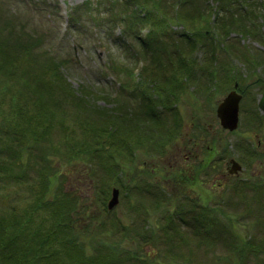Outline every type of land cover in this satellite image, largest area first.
<instances>
[{
  "label": "rangeland",
  "instance_id": "1",
  "mask_svg": "<svg viewBox=\"0 0 264 264\" xmlns=\"http://www.w3.org/2000/svg\"><path fill=\"white\" fill-rule=\"evenodd\" d=\"M171 3H159L164 30L157 49L164 55L160 41L169 43L167 37L176 39L181 32L195 34L196 44L192 51L182 39L166 44L173 47V57H165L163 64L159 60V66L152 63L150 72L152 55L140 53L148 28H132L125 15L131 7L127 0H0V38L18 41L25 32L36 39L26 55L14 60V73L0 71V174L7 173L0 176V217H20L40 194L51 198L65 191L82 221L75 236L87 251L96 255L104 245L117 248L114 243L135 250L110 251L112 264H264V168L250 165L242 152L254 149L257 138L245 125L258 122L249 115L258 110L248 109V97L241 102L237 131L216 134L243 160L240 176L250 179L241 182V195L231 189L236 179L222 189L213 186L212 173L183 186L180 167L172 160L176 141L192 129V121L214 122L216 104L235 80L246 96L264 82V6L255 7L260 16L253 27L261 35L253 36L224 32L218 25L232 14L214 7L209 15L207 5L216 6L214 0H187L208 12L199 19L186 17L184 13L196 11L187 4L179 6L180 16L174 18L165 7ZM240 12L234 10V16ZM45 53L63 64L72 94L63 81L45 73L43 59L34 57ZM26 67L34 71H24L29 76L24 78L26 90L13 87ZM172 74L179 76L174 94ZM112 115L113 122L107 119ZM171 126L176 135L168 138L164 132ZM113 186L119 189V201L109 209ZM187 194L202 199L191 197L198 203L196 212L190 210ZM203 201L219 207L218 224L209 221L208 232L196 228L193 219ZM177 212H185L191 224L182 222ZM46 220L33 224L46 225ZM171 221L174 228L164 227ZM249 234L254 248L249 245L243 254L225 244L233 235L242 242ZM11 238L18 248L31 245L28 239ZM48 259L39 257L30 264H56Z\"/></svg>",
  "mask_w": 264,
  "mask_h": 264
},
{
  "label": "trees",
  "instance_id": "2",
  "mask_svg": "<svg viewBox=\"0 0 264 264\" xmlns=\"http://www.w3.org/2000/svg\"><path fill=\"white\" fill-rule=\"evenodd\" d=\"M160 1L164 0H127V3H130L131 7L129 9V12L125 14L128 16L130 24L137 25L139 27H147L148 31L146 33V36L141 40L142 42V50L140 53H150L151 59L150 64L148 67H150L147 71L152 72L154 69V65H158V61L163 60L165 57L170 58L173 57L172 51L173 47L171 49H168L169 46L166 44L175 43L176 40L182 39L186 45H188L187 51H192V49L195 47V34L189 35L185 32H181L180 36L177 35V38L174 39L171 37L169 39V43H165L164 40L160 41V43H163L164 45L161 46V48L164 51V55H162V51H159L157 42L159 41V35L160 31H163L162 29V13L159 14V3ZM216 2V6L213 4L207 5L209 6V15L210 11L214 12L212 9L214 7H219L221 10L230 11L232 14V17H228L227 20H224L222 23L223 25H218L220 28L224 30V32L229 33L231 31H236L238 33L244 34H251L253 36L261 35L259 31V27H253L255 25L254 18H258L259 13L256 12L255 7L264 6V0H214ZM188 5L189 7L193 8V10L196 11H188L184 14H186V17H192L196 16L195 18H203L208 15V12L202 11L203 9H200L196 7V3L188 4L187 0H172L171 5L165 4V7L170 11H172V14L174 15V18H179V6ZM259 5V6H258ZM213 7V8H212ZM241 10L239 16H234L233 11L234 10ZM167 10V11H168ZM182 14V16H184ZM253 17V18H252ZM207 20V19H206ZM252 22V25L250 24ZM193 21V26H194ZM186 29V28H184ZM191 28L187 27V31H191ZM168 30V29H166ZM195 33V31H192ZM19 39L18 41H11L8 38H0V71L5 72L7 75H11L14 73L13 64L15 63V59H19L22 55H26V53L29 52V49L33 48L35 45V38L32 39L31 35L21 32L19 33ZM167 34V33H166ZM175 45V44H174ZM168 52V53H167ZM36 59H43L45 62V65H43V70L46 71L45 73L50 74L51 77L56 78V81H63L64 85L68 86V90L72 94V88L69 82L65 81V72L63 69V64L60 63L58 60H53L54 58L48 54H36L34 55ZM33 58V57H32ZM49 58V61H46V59ZM184 57L182 58V60ZM164 61V60H163ZM173 61V60H172ZM171 62V61H170ZM152 63L154 65H152ZM164 62L161 61V64ZM171 63H175L174 61ZM163 66V65H162ZM146 66V68H148ZM33 71L31 68H25V70H22L20 72L21 74V82L18 86L15 84L13 87H18L20 90H26V80L24 79L26 76V73L24 71ZM181 70H185V67ZM34 72V71H33ZM187 76V74H184ZM29 77V76H26ZM181 77V76H180ZM173 81L171 82V89L170 93L174 94L176 89V82L179 76H176V74H172ZM59 83V82H58ZM85 89H82V92H85ZM86 93V92H85ZM169 93V94H170ZM168 96V95H167ZM78 103H80L78 101ZM19 106V105H18ZM88 105L84 104V107H87ZM12 110L16 108V104H12L11 106ZM157 116V113H155ZM36 117H38L36 115ZM40 118V117H39ZM158 121L161 120L160 117H157ZM109 121H114L116 118H114V115L107 118ZM152 119V118H151ZM153 123L155 122V119H152ZM162 124V123H161ZM155 125V124H154ZM178 125L177 119L173 126ZM151 128L155 129L156 126H150ZM149 127V128H150ZM148 128V130H149ZM166 132H164L168 138L173 137L176 135L174 128L166 127ZM148 140V139H147ZM143 143V141L141 142ZM86 145V144H84ZM83 146V145H82ZM159 149V148H158ZM57 151V150H56ZM45 167V166H44ZM191 172V171H190ZM43 174V173H42ZM0 176H7V173ZM188 176V177H187ZM185 176V179L183 180V186H188V184H193L195 181L194 178L190 175V173ZM187 179L189 180L187 182ZM194 180V181H193ZM238 188V187H237ZM54 195L51 196V198L47 197L45 194H40L37 199L28 207L24 208L22 215L20 217H16L14 215V218H5L0 217V264H30L33 261V259H38L39 257H46L48 260H52L56 262V264H112L111 259V252L110 251H116L115 249L121 248L119 246L120 243H114L118 245L116 248L112 244L104 245L103 249L104 251L99 252L98 254H94L91 251H87L85 246L82 243H79L77 240V236H75L76 231L79 230L81 220L79 216H77L78 212L75 210V201H73L72 198L68 197L71 193L62 191L61 193L54 192ZM190 197V196H188ZM199 198V197H198ZM207 200L214 201L212 198H209ZM190 202V201H189ZM202 204L199 205L201 207V210L199 213L194 214L193 219L196 228L200 229L201 231L208 232L209 230V223H216L218 218L215 215V211L219 208L215 207V205H209L208 201H203ZM199 207V208H200ZM217 208V209H216ZM190 210L193 212H196L197 208L195 203L190 202ZM178 217H180L182 222H186V225H190V220H187L184 216L185 212H177ZM204 215V217H203ZM227 214H223V216H226ZM13 217V216H12ZM45 217L47 220L45 222L46 225H44L41 221L37 225L33 224V221L39 220V218ZM171 220V218H170ZM210 221V222H209ZM34 226H30V225ZM218 224V222L216 223ZM202 226V227H199ZM173 226V222H167L164 227ZM177 232L181 235L180 229H177ZM198 232V231H197ZM172 233V232H170ZM172 235V234H171ZM11 236H14L15 238L22 237L23 239H28V243H31V245H24L20 248H18V245L12 244V238ZM238 235H233L231 238L225 241V244L228 245L231 249H236L238 252L239 250L244 253V251L248 250V246L254 248L253 246V239L254 236L249 234L245 239L241 242L239 240ZM36 242V243H35ZM26 243V242H25ZM37 244V246H36ZM29 246V248L27 247ZM101 247V246H100ZM50 248V250H49ZM66 250V256L68 259L63 256V250ZM122 250L116 251L118 253H134L135 250L129 248H121ZM255 250V249H254ZM30 253H29V252ZM129 251V252H128ZM105 253V254H104ZM115 254V255H118ZM30 254V256H28ZM252 254L256 255V253L253 251ZM38 257V258H37ZM149 261H152L149 259ZM146 264H151L150 262H146Z\"/></svg>",
  "mask_w": 264,
  "mask_h": 264
},
{
  "label": "flooded vegetation",
  "instance_id": "3",
  "mask_svg": "<svg viewBox=\"0 0 264 264\" xmlns=\"http://www.w3.org/2000/svg\"><path fill=\"white\" fill-rule=\"evenodd\" d=\"M233 79H236V77ZM261 82L262 84H259V87H257V92L255 94L246 96L245 90H243L244 88L240 86L235 80L234 86L232 88H229L225 92L226 94L216 104V118H214V122L204 125L202 121H192L190 124L192 129H188L179 136L178 140L176 141V148L175 152L173 153L172 160L177 166L180 167L179 171L182 181L189 173L194 179H196V177L198 178L200 174L209 175L212 173V185L222 189L227 186V184H229L230 180L232 179H236L238 183L242 182L243 184L247 183L245 181L250 179L248 178V176H240L243 173L242 170L244 169L242 166L243 160L241 161L240 158H236V156L233 155V151H231V149H228L229 145L225 147L222 142L218 141L221 136L216 139L217 133L219 134V132H227L231 134L233 132H236L240 125L239 119L238 126L235 129L224 127L216 114L217 106L219 105L221 100L232 91H235V95L239 96V113L241 111V102L245 97H248V100L251 101L249 102L250 108L248 109L258 110V112L249 113V115H255L253 117L257 118L258 122L256 124L252 126L247 123L248 121H245V125L251 126L248 128L253 130L252 137L255 135L257 137L255 138L256 140L254 143L255 148L248 150L244 149L242 152L244 153L245 160L251 162L250 165L254 164L255 166L258 165L260 168H264V139L261 134V132L264 134V110L260 107V100L264 95V82L263 80ZM226 86L227 85L220 88L224 91L226 89ZM183 125L181 124V130L183 129ZM247 140L250 141L251 137ZM219 145L220 148L218 149L217 147ZM215 146L217 147L215 148ZM236 148L241 149V146H236ZM247 152L250 153L248 154ZM232 158H235L242 167L241 171L237 174H231L229 171V169L232 167ZM210 168L212 169V171H208Z\"/></svg>",
  "mask_w": 264,
  "mask_h": 264
},
{
  "label": "water",
  "instance_id": "4",
  "mask_svg": "<svg viewBox=\"0 0 264 264\" xmlns=\"http://www.w3.org/2000/svg\"><path fill=\"white\" fill-rule=\"evenodd\" d=\"M238 100L239 96L234 93H230L217 107V115L224 127L233 129L237 125L238 120ZM260 107L264 110V95L260 100ZM239 168V164L233 161V166L230 169L231 172ZM118 188L112 189L111 198L108 201V208H112L118 203Z\"/></svg>",
  "mask_w": 264,
  "mask_h": 264
}]
</instances>
